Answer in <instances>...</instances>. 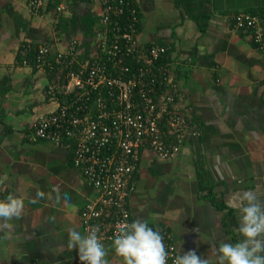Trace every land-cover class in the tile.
Returning a JSON list of instances; mask_svg holds the SVG:
<instances>
[{"label":"crops","instance_id":"obj_1","mask_svg":"<svg viewBox=\"0 0 264 264\" xmlns=\"http://www.w3.org/2000/svg\"><path fill=\"white\" fill-rule=\"evenodd\" d=\"M29 2L0 0V201L12 195L24 202L21 216L0 227V264H82L68 232L86 235L80 211L97 191L70 147L31 138V122L56 107L47 69L18 64L17 54L26 42L55 53L75 39L80 61L91 59L100 7L98 0H40L34 10ZM134 2L137 41L165 48L167 93L190 135L171 158L140 150L131 219L166 224L179 253L195 250L217 264L221 242L243 239L240 195L253 191L264 201V55L232 25L239 11L264 19V0ZM104 248L107 264H124L112 242Z\"/></svg>","mask_w":264,"mask_h":264},{"label":"built area","instance_id":"obj_2","mask_svg":"<svg viewBox=\"0 0 264 264\" xmlns=\"http://www.w3.org/2000/svg\"><path fill=\"white\" fill-rule=\"evenodd\" d=\"M39 3L30 0L29 5L36 10ZM98 4V50L91 59L80 61L77 41L72 39L55 53L43 43H23L17 63L49 66L61 76L46 86L56 108L31 122V138L72 149L73 164L97 191L81 208V225L86 235L98 228L104 245L113 241L121 224L132 223L128 204L140 150L147 147L161 159L174 157L190 130L167 93L171 68L162 61L165 48L137 41L135 4L132 0H98ZM232 20L233 27L246 31L264 55L261 15L239 11ZM128 59L135 66H128ZM148 226L163 237L167 264H173L180 253L168 226Z\"/></svg>","mask_w":264,"mask_h":264},{"label":"clouds","instance_id":"obj_3","mask_svg":"<svg viewBox=\"0 0 264 264\" xmlns=\"http://www.w3.org/2000/svg\"><path fill=\"white\" fill-rule=\"evenodd\" d=\"M57 191V198L59 192ZM37 195L43 196V193ZM66 196V194H65ZM24 208L23 200L9 195L0 201V227L6 222L19 218ZM98 228H91L87 235L70 229L68 247L76 249L82 264H107L106 250L97 236ZM238 232L243 239L235 244L221 242L214 249L217 264H264V201L253 191H245L239 197ZM115 253L122 257L124 264H167L163 237L141 220L123 223L112 241ZM173 264H211L195 250H188L175 256Z\"/></svg>","mask_w":264,"mask_h":264},{"label":"trees","instance_id":"obj_4","mask_svg":"<svg viewBox=\"0 0 264 264\" xmlns=\"http://www.w3.org/2000/svg\"><path fill=\"white\" fill-rule=\"evenodd\" d=\"M132 2H133V4H135V2H134V0H132ZM136 6V5H135ZM138 9V8H137ZM139 13V12H138ZM52 55V54H51ZM51 58L53 59V57L51 56ZM133 60V59H132ZM162 61L163 62H168V60L166 59V57H164L163 56V58H162ZM126 63H127V65L128 66H130V67H133V66H135L133 63H132V61L131 60H126ZM64 67V70H66V68H67V66H63ZM46 69H47V72H48V74H49V78H50V81H52L53 83H55V82H57L58 81V77L61 79V76H60V74L57 72V70L56 69H54V68H51L50 69V67L48 66V67H46Z\"/></svg>","mask_w":264,"mask_h":264}]
</instances>
